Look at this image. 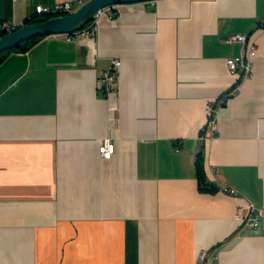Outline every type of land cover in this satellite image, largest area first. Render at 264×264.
Listing matches in <instances>:
<instances>
[{"label": "crops", "instance_id": "0c3cea01", "mask_svg": "<svg viewBox=\"0 0 264 264\" xmlns=\"http://www.w3.org/2000/svg\"><path fill=\"white\" fill-rule=\"evenodd\" d=\"M87 1L0 0V23ZM232 35L256 44L239 82L225 66L243 53ZM112 60L105 97L98 80ZM200 153L214 194L198 191ZM248 206L262 213L257 227L234 219ZM203 252L202 264H264V0L115 5L94 37L50 35L10 53L0 64V264H197Z\"/></svg>", "mask_w": 264, "mask_h": 264}, {"label": "built area", "instance_id": "2783aa9c", "mask_svg": "<svg viewBox=\"0 0 264 264\" xmlns=\"http://www.w3.org/2000/svg\"><path fill=\"white\" fill-rule=\"evenodd\" d=\"M82 4L79 3L76 7L69 2H58L51 7H41L38 6L35 8L36 15L53 18L59 16H67L72 14L78 7ZM111 7L104 8L97 12L91 22H89L82 30L76 32L75 34L80 35L83 38L94 37L97 33V23L98 19L102 16H105ZM16 27L8 25L5 23H0V32H6L7 34L13 31ZM227 43H236L241 45L243 53L241 56L228 59L225 62V66L230 75L235 77L239 82L241 79H245L251 75L252 72V61L256 56V44L255 42L245 35H232L226 40ZM119 63L116 60H112L109 68L104 71L101 77L98 80V88L103 91L105 97L111 96L116 87L117 81V72H118ZM207 121L205 128L202 130L208 131L210 133V138L217 131V123L213 117V111L210 107H206ZM114 152L113 143L106 139L102 141L98 147L99 157L107 161L111 159ZM195 161V160H194ZM230 194L233 192L230 191ZM262 217V213L258 215L254 214V209L252 206L247 207V214L244 217L235 215L234 219L240 221L245 226L257 227L258 219ZM206 254L203 252L199 255L197 259V264H202Z\"/></svg>", "mask_w": 264, "mask_h": 264}, {"label": "water", "instance_id": "95a60500", "mask_svg": "<svg viewBox=\"0 0 264 264\" xmlns=\"http://www.w3.org/2000/svg\"><path fill=\"white\" fill-rule=\"evenodd\" d=\"M157 0H89L78 7L72 14L48 19L36 24L16 27L0 38V54L15 49L20 43L37 37L50 35H73L92 21L98 11L115 5H131Z\"/></svg>", "mask_w": 264, "mask_h": 264}, {"label": "trees", "instance_id": "16d2710c", "mask_svg": "<svg viewBox=\"0 0 264 264\" xmlns=\"http://www.w3.org/2000/svg\"><path fill=\"white\" fill-rule=\"evenodd\" d=\"M49 18L37 15L35 17L30 18L26 24L27 25H36L43 23L47 21ZM6 32H0V38H2L4 35H6ZM42 37H37L30 39L28 41H25L23 43H20L15 49H12L10 51H5L0 54V64L5 60V58L13 52H19V53H25L29 49H31ZM195 172H196V178H197V188L198 191L203 194H214L217 192V189L211 185L205 175L204 165H203V157L202 153L196 156L195 158Z\"/></svg>", "mask_w": 264, "mask_h": 264}]
</instances>
